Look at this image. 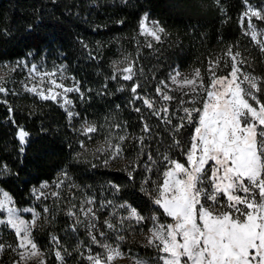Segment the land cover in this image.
I'll list each match as a JSON object with an SVG mask.
<instances>
[{
  "label": "snow or ice",
  "instance_id": "6c2138e0",
  "mask_svg": "<svg viewBox=\"0 0 264 264\" xmlns=\"http://www.w3.org/2000/svg\"><path fill=\"white\" fill-rule=\"evenodd\" d=\"M214 3L222 23H227L231 17L224 0H214ZM241 3L237 23L264 55V28L257 23H264V6H254L251 0H241ZM148 20L149 15L145 13L138 28L147 41L145 46L153 48V42L162 43L168 33L157 21H152L149 27ZM117 23L125 22L118 20ZM224 53L226 72H218L221 57L209 60L207 76L199 68L190 74L173 69L167 80L157 83L154 96L138 91L142 86L136 80L133 61L125 57L113 62L124 66L114 67L110 79L132 82L128 105L139 114L141 127L139 134L128 133L126 123H116L114 127L122 128L124 134L117 135L115 143L107 140V147L101 146L96 151L103 154L105 167L124 160V166L117 171L124 172L132 186L140 174L141 158L147 157L143 163L146 175L139 184V193L147 198L145 207L149 214L144 215V208L139 204L134 206L135 192L129 194L133 202L116 203L115 196L122 191V186L115 181L108 183L113 200H102L97 207L96 197L86 194L79 204L70 203L66 210L73 221L69 232L77 233L83 227L87 236V243L78 240L73 250L80 258L77 264H117L120 259H128L130 264H264V75L249 70L253 68L251 54L245 55L238 45H228ZM8 67L9 73L15 68L27 69L29 81L24 83V90L42 101H62L70 122L80 116L74 111L69 94L77 93L82 101L86 94L74 77H67L62 69L41 70L26 60ZM69 79L73 81L71 85L65 83ZM170 84L181 94L178 101L171 94ZM107 87L105 83L103 88ZM124 90L123 86L118 89ZM8 91L5 77L0 75V94L6 96ZM137 101L141 103L138 105ZM173 101H177L175 111L170 110ZM8 111L15 110L9 106ZM153 117L157 121L155 125L149 123ZM10 123L16 129L18 155L23 157L31 133L14 117H10ZM161 128L167 138L158 131ZM97 130L94 122L84 119L77 131L88 135ZM129 137L136 143V153L131 158L125 156L124 147ZM153 140L157 144L155 154L149 144ZM79 143L81 148L85 147L83 141ZM81 155L76 152L74 159L80 161ZM87 163L97 167L95 163ZM11 175L12 168L0 162V178ZM65 186L79 187L62 169L51 184L45 181L38 188L33 187L31 195L35 200H47L49 195L59 200L58 190ZM105 208L113 209L103 225L115 234V243L109 242L108 233L99 226L98 213ZM25 213L31 219H26ZM49 213L47 205L43 215L35 207H18L10 192L0 188V227L10 230L14 237L8 242L0 236V259L7 254L8 264H48L51 252L57 264H67L66 257H71L73 251L58 236L51 235L53 247L48 251L34 237V232L43 227L41 221L49 222ZM137 227L144 237V246L152 249L155 256L143 258L133 256L131 250H122L127 238L125 233L134 234ZM92 245L102 251H94Z\"/></svg>",
  "mask_w": 264,
  "mask_h": 264
},
{
  "label": "trees",
  "instance_id": "16d2710c",
  "mask_svg": "<svg viewBox=\"0 0 264 264\" xmlns=\"http://www.w3.org/2000/svg\"><path fill=\"white\" fill-rule=\"evenodd\" d=\"M224 5L231 17L227 23H222L214 0H0V63L14 61L30 52L34 57L50 53L63 61L86 94L83 101L75 99L79 118L97 125L94 135L115 143L116 136L124 134L122 128L114 127L116 123H126L128 133L139 134L141 127L139 114L128 105L132 82L110 79L113 62L119 57H128L134 62L136 80L142 86L138 91L150 96L155 95L157 83L173 67L199 68L207 76L209 60L221 57L218 72H226L223 57L230 44L238 45L245 55L250 52L253 59L250 70L264 75V55L237 23L242 11L241 0H224ZM143 13L159 22L168 33L162 43L154 42L153 48L146 47L139 34ZM118 20L125 23L120 25ZM105 83L107 89L103 88ZM121 86L124 91H118ZM6 98L8 103L0 101V162L7 163L13 175L0 178V188L10 192L18 207L31 202L33 187L56 178L63 169L73 184L93 196L112 190L109 181L119 183L122 191L115 198L131 203L133 198L129 194L135 192L134 206L139 204L144 208L143 214H149L145 207L147 198L139 193V184L146 175L143 172L146 156L141 158L140 174L132 186L125 173L117 171L125 161L116 160L105 167L95 156L94 144H89L87 135L77 131L76 125L54 101H42L23 91L9 93ZM9 106L14 113H9ZM10 117L31 133L23 157L18 155L16 129ZM153 118L149 123L155 125L157 121ZM158 131L167 138L162 128ZM80 141L84 142V148L80 147ZM149 144L155 154V140ZM124 147L126 157L135 156L136 143L131 137ZM76 152L82 153L80 161L74 159ZM88 161L97 167H91ZM40 211L43 215L42 208ZM47 215L49 222L42 220L43 227L34 232L35 239L46 251L52 248L51 235L62 240L68 236L70 224V218L62 211L51 210ZM146 252L147 249L142 251ZM49 255V264H54L53 253Z\"/></svg>",
  "mask_w": 264,
  "mask_h": 264
},
{
  "label": "rangeland",
  "instance_id": "374dc122",
  "mask_svg": "<svg viewBox=\"0 0 264 264\" xmlns=\"http://www.w3.org/2000/svg\"><path fill=\"white\" fill-rule=\"evenodd\" d=\"M251 3L257 7L264 6V0H261L260 2H257L255 0H251ZM144 15H145V13H143L141 15L140 19ZM152 21H156V20L149 16V20L147 21V24L149 27L151 26ZM257 23H258V27L264 28V23H260V22H257ZM139 34H140V32H139ZM141 40L144 44H146L147 41L145 40V37L142 35H141ZM30 53H31V55H29V53H28L26 56L18 58L14 61L0 63V75H3L5 77L6 86L9 90L8 94L9 93H18V92H22V91L26 92L24 90V83L29 81L27 69L15 68V71H12L9 73V67L8 66L15 67L17 61H19V60H26L29 64L35 63L41 67V70H47L50 72L57 70V69H62L64 75H66L67 77H70V78L73 77L72 74L68 71V68L65 65V63L63 61H60L57 58H55L52 54L43 52L39 57H34L33 53L32 52H30ZM122 60H124V58L119 57L117 60H115V62H120ZM117 66L123 67L124 65H121V64L114 65V63H113V69H114V67H117ZM173 69H178L184 74H190L194 70V69L181 70L177 67H173L168 71V73L166 74V77L161 79V80H167L169 72H171ZM250 71H252V70H250ZM58 77H59V72H57V78ZM65 83L67 85H71L73 83V81L71 79H69V80H66ZM29 86H31V83H29ZM170 87L173 89L171 94L176 96L177 101H178L180 98V95H181L180 92L174 90L176 87L175 85L170 84ZM26 93L34 96L33 94H31L29 92H26ZM7 95L5 96L4 94H0V101H3V102L7 101V98H6ZM69 98H71L73 100L74 111H76L75 99L79 98V95L77 93H70ZM184 98L186 100L190 99V97H184ZM177 101H173V103L170 105L171 111H175V109L177 107ZM137 102H139V101H137ZM7 103H8V101H7ZM55 103L58 104L64 110V108L62 107V101H61V103H57V102H55ZM64 112H65V110H64ZM153 119L156 121L155 118H153ZM83 120L84 119L77 117V119L76 118L73 119L72 122L76 125V128L79 129ZM94 140H95L96 144L94 143ZM87 141H89L90 145L94 144L95 156L100 157V159L103 161V154L97 152L96 150L98 148H100L101 146L107 147L104 139H101L99 136L94 135V132H93V133H89L87 135ZM56 179H57V176H56V178H54L50 181H47V182H49L51 184V182L56 180ZM43 182H45V181H42L41 183H43ZM40 184L35 186V187L38 188L40 186ZM75 189L77 190V192L75 191ZM46 191H50V190H46ZM58 191L60 192L59 200L52 198L50 195H49V198L47 200H35L33 198V196L31 195L32 196L31 202L28 205L21 206V207H35L37 209V211L41 212L40 208L43 209L44 206L47 205L49 207L50 211L51 210H58V211H62L63 213H66L67 207L69 206L70 203L79 204V201L81 199H83L86 194L91 195L89 193H83L81 188L69 189L67 186L62 187ZM94 197H96V199H97V207L99 206V202L102 200H113L114 199L112 190H106L104 193L100 194V196H94ZM115 202L119 203L120 201H118L115 198ZM112 210H113L112 208L101 209L99 211L98 215L100 218V225L99 226L101 227L102 230H104L106 233H108L109 242L115 243V234L108 232L107 228L103 225V220L108 217V214ZM24 216L26 219H31L30 214L25 213ZM72 223H73V221H72V219H70L69 228H70ZM146 228H147V226H145V230H146ZM67 235L68 236L62 237L63 239L61 240V243L65 247H67L70 251H73L75 249L76 242L78 240H84L87 243V236H86V233H85L83 227H81L77 233H71L68 230ZM125 235L127 238H126L125 242L122 244V250L123 251L129 252V250H131V253L133 256H139V257H143V258H150V257L155 256V252L152 249L146 248L144 246V237L142 235H140L139 227H137L136 232L134 234L125 233ZM0 236H2L3 239L8 241V242H12V240L14 238L13 235L11 234L10 230L3 228V227H0ZM65 237H67V238H65ZM50 246L53 247L52 244H50ZM92 247H93L94 251H102V249L97 248L95 245H92ZM144 249H147L148 252L142 253V251ZM43 250H45V249H43ZM53 256H54V254H53ZM8 259H9V257L6 254L2 259H0V264H8ZM48 259H51L50 255L48 256ZM54 259H55V256H54ZM79 259H80L79 255L75 251H73V255L71 257H66L67 264H77V261H79ZM48 264H49V261H48ZM54 264H57L56 259H55ZM85 264H86V262H85ZM117 264H130V261L128 259H120L117 261Z\"/></svg>",
  "mask_w": 264,
  "mask_h": 264
}]
</instances>
